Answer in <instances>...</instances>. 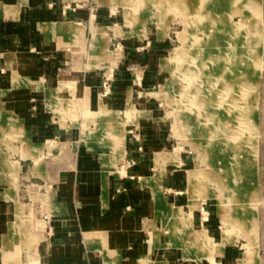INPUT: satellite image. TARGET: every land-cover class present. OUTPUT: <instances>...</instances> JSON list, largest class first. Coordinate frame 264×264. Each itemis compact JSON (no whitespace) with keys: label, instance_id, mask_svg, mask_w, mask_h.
<instances>
[{"label":"crops","instance_id":"1","mask_svg":"<svg viewBox=\"0 0 264 264\" xmlns=\"http://www.w3.org/2000/svg\"><path fill=\"white\" fill-rule=\"evenodd\" d=\"M89 4L90 0H0V134L8 136L5 147L12 154L8 160L0 156L1 250L10 256L21 245L16 229L11 227L18 214L24 222L25 234L34 243L37 264H176L158 257L185 248L184 242L169 249L167 242L171 236L161 211L174 205L162 195L159 183L168 166L180 157L167 163L163 178L153 184L152 189L161 193L162 201L150 189V178L158 177L159 144L168 146L170 138L168 135L158 138L153 130L155 125L150 124L148 97L157 77L152 71L154 51H150V41L145 42L149 32L116 36L108 30L101 46L93 47L92 28L101 36L116 26L95 25L102 24L108 15L101 10L92 14ZM65 5L71 9L65 10ZM118 39L122 49L113 96L101 98L99 86L94 90L88 88L85 99L88 98L92 111H98L101 104L124 110L131 96L145 110L136 123L127 126L126 132L124 129L122 161L136 162L129 169H121L124 162L109 158L110 152L101 141L83 143L80 124L72 127L70 120V127L63 126L60 118L47 109V101H53L50 95H40L38 88L43 78H50L65 67L70 73L99 69L109 61L95 68L90 64L106 57L111 41ZM88 43L87 54L92 53L93 59L84 63ZM138 71L144 74L139 89L134 86ZM75 78L80 76L69 79ZM29 87H34L32 92ZM37 93L46 101L45 109L38 104ZM88 127L94 129L95 124ZM15 141L22 145L15 146ZM13 150H17L16 154ZM151 161L156 171L153 176H150ZM176 172H171L174 181L178 179ZM45 216H49V222L43 220ZM165 221L169 228L170 219ZM48 228L53 229L51 235ZM164 231L169 234L168 239ZM10 260H14L12 256Z\"/></svg>","mask_w":264,"mask_h":264},{"label":"rangeland","instance_id":"2","mask_svg":"<svg viewBox=\"0 0 264 264\" xmlns=\"http://www.w3.org/2000/svg\"><path fill=\"white\" fill-rule=\"evenodd\" d=\"M91 7L94 8L95 14L101 10L104 15H108V19L102 24L95 25L116 26L107 29L102 33L103 36H100L96 28H92L93 47L101 46L102 38L108 35V30L113 31L116 36H128L135 31L143 34V30L149 32L145 42L150 41V51H154L152 71L157 77L155 84L150 87L148 97L150 124L155 125L156 129L153 130L157 131L158 138L163 139L166 135L170 138L168 146L159 144L160 153L156 154L158 177L150 178V189L154 182L163 178L167 163L180 157L168 166L166 176L160 181L159 187L166 200L174 205H167L161 211L164 226L171 236L170 241L167 242L170 244L169 249L185 242V252L183 249H175L158 257L174 261L176 264L185 262L196 264L199 255V264H204L202 259H206L209 264H264V0H90L88 8ZM208 11H212V21H206L204 23L206 27L202 29L200 18ZM241 21H247L250 25L249 40L253 45L250 56L257 57V61H254L256 65L249 64L251 68L247 69V78L243 83L231 85V93L228 96L222 90L225 85L221 81L219 88L209 87V92L201 93L198 97L202 102L212 97L213 100L209 104L211 112L214 113L226 99H233L235 112L231 116L232 120L229 121L232 134L226 136L222 131L218 134L214 131L216 135L213 134L212 138L208 139L207 134L199 133L201 127L196 123V118L187 132L178 133V130H182V125L178 122L179 115L187 113L176 112L179 103H184L177 98L186 89L184 80L175 69L178 52L185 50L184 41L188 39L192 44L195 39L204 40L206 35L204 32H206L209 35L208 42L217 43L213 49L214 57L223 56L226 50L225 40L228 39L226 32L234 34V25L237 26ZM117 27H122L129 33L122 32L121 28ZM242 35L240 34V37ZM236 36L239 37V34ZM164 38L165 41L161 40ZM89 39L90 37L88 42ZM120 41L119 39L111 41L106 57L96 64H90L91 68H95L109 61L99 69L88 68L86 71L70 73L65 67L50 78H43L42 85L38 88L41 91L40 95L45 97L50 95L53 101H47V109L60 118L63 126L70 127L68 123L70 120L72 127H78L80 124L83 129V143L101 141L106 147L105 150L110 152L109 158L114 157L116 162L123 163L125 144L123 142V151L119 152L117 135L123 132L125 137L124 129L126 132L127 126L136 123L145 110L140 108L138 103L135 104L131 96L124 110H120L121 108L114 110L101 104L98 111L97 109L92 111L88 98L85 99L88 88L94 90L95 87L100 86L99 94H104V73L108 71L106 68L108 66L114 69V77L111 82V92L102 98L105 100L113 96L117 62L121 57ZM85 50L84 63H89V60L93 59L92 53L87 54L90 51V43L86 45ZM235 66L240 64L237 63ZM101 72L102 81H100ZM226 74L230 77L229 71H226ZM234 74L235 76L240 74L237 68H234ZM136 75L144 76L142 71H138ZM72 76H80V78L69 79ZM172 81L174 85L168 88L169 96H166L162 91L166 90L167 85ZM33 88L27 89L32 92ZM137 88L141 87L137 86ZM211 92L216 94L212 95ZM38 94H36L38 104L45 109L46 101ZM248 99L251 100L252 117L243 119L240 109L248 104ZM218 113L226 112L220 109ZM215 117L213 116L214 121ZM58 118L54 119L58 120ZM91 123L95 124L94 129L88 127ZM205 124L211 129L214 128L212 123ZM90 126L92 128L93 125ZM240 131L245 132V150L239 152L240 157L237 160H232L234 152L237 151L233 138L243 136ZM99 135L101 139L97 140ZM7 140H9L8 136L0 134V156L5 160L12 156L9 153L10 148L5 147ZM194 143L198 146L195 147ZM14 145L19 147L22 144L15 141ZM91 147L94 148L92 145ZM51 149L49 147V150ZM16 152L17 150H13L14 154ZM119 155L120 159H118ZM157 158H159L158 163ZM165 159L167 160L163 163ZM182 160H185L186 164H181ZM238 167L240 171H237ZM12 168L10 165L9 170L13 176ZM151 168L150 176H153L156 173L153 161ZM174 170L177 171L176 181L171 174ZM193 173L201 175L199 180L190 177ZM151 191L159 201H162L161 193L156 192L155 188ZM165 217L170 219L171 228L166 227ZM21 218L17 214L11 226L16 229L21 245L9 253L14 259L12 261L9 255L2 252L0 245V264H37L34 243L29 235L25 234L22 225L24 222ZM159 222L161 223V220ZM164 232L168 239L169 234L167 231ZM37 248L39 246H36ZM183 252L191 259H185ZM17 257H20L19 261H15ZM217 257H219L218 262ZM20 259L23 262H20Z\"/></svg>","mask_w":264,"mask_h":264},{"label":"bare ground","instance_id":"3","mask_svg":"<svg viewBox=\"0 0 264 264\" xmlns=\"http://www.w3.org/2000/svg\"><path fill=\"white\" fill-rule=\"evenodd\" d=\"M202 15L203 16L200 19L202 21V29H203L206 27L204 25L206 21H210V22L212 21V16H211L212 11L204 12ZM249 27L250 25L247 23V21L245 22L241 21V23L237 24V26L234 25L235 28L234 34H231L230 32H226V37L228 39L225 40L226 50L223 56L214 57L213 49L217 45V43L213 41L208 42L209 35L206 32H204L206 34L204 40L200 41L198 39H195L192 42V44L190 41L188 42V39L184 41L183 48L185 50L178 52V59L175 61V65H176L175 69L177 73L180 74L181 79L184 80L186 89H184V91L181 92L180 97L177 98L178 100L181 99L184 103L183 104L179 103V108L178 111L176 112L177 114H180L182 112H184L185 114L187 112L186 113L187 115L186 114L181 116L179 115L178 122L181 123L182 130H178V133L181 134L184 131L187 132V130L193 124V121L196 120V123H198L201 127L199 133L207 134L208 139L212 138L213 134H215L214 131L216 132V134L222 131L223 134L226 136L232 134V126L229 124V121L232 120L231 116L235 112V109L232 105L233 99L230 98H228V100L226 99L224 103H222L223 105L222 106L219 105L217 107L218 109L217 112L214 113L211 112V106L209 104L211 103V100H213V98L211 97L208 101L202 102L199 101L198 97L201 93H207V91L209 92L210 91L208 90L209 87L219 88L221 81L223 82L222 84L225 85L222 88V90L228 96V94L231 93V89H232L231 85H233L234 83L236 84L243 83V81L247 78L248 76L247 69H249V67L251 68V65L249 64L254 63L256 65L254 61L255 60L257 61V57L251 58L250 56L252 53L251 51L253 45H252V41L249 40L250 37L248 32V30H250ZM256 27L257 26H255V29H257ZM237 34H239V37L236 36ZM240 34H243L242 37H240ZM237 63H239L240 66H235V64ZM255 65H253V67ZM234 68H237V70L240 73L239 75L235 76ZM226 71H229L230 77H228ZM173 83H174L173 81L169 83L167 85V89L162 91L164 95L169 96L168 88H171V86L174 85ZM213 94L216 93L213 92L212 95ZM170 98L171 97H169V99ZM247 102L248 104L243 105V107L240 109L241 112L240 114L243 117V119H250L252 117L251 106H250L251 100L248 99ZM220 109H223L224 112L226 113H218ZM213 116H216L214 118L215 121L213 120ZM200 119H203L205 121L203 122ZM206 122L212 123L215 129L214 128L211 129V127L209 128V126L205 124ZM240 132L242 133L243 136H240L238 138L236 137L233 138L234 147L235 149H237V151L234 152L232 160H237L240 157L239 152L240 151L244 152L245 150L244 148L245 132L244 131H240ZM123 142H124V136L122 132V134L119 133V135H117V144L119 145L118 146L119 152L123 151L124 148ZM197 146L198 145L196 144L195 147ZM118 159H120V155ZM204 159H206V157H204ZM158 162H159V158H157V163ZM237 171H240L239 167ZM190 177H192V179L199 180L201 175L193 173V175Z\"/></svg>","mask_w":264,"mask_h":264},{"label":"built area","instance_id":"4","mask_svg":"<svg viewBox=\"0 0 264 264\" xmlns=\"http://www.w3.org/2000/svg\"><path fill=\"white\" fill-rule=\"evenodd\" d=\"M65 10L67 9H71V7L69 5H65L64 7ZM90 12L92 14H94V8H89ZM120 49H122V47H119ZM108 69V71H106L104 73V77H105V83H104V94H100V97L102 98L104 95H107L108 93L111 92V82L112 79L114 77V69L111 66L106 67ZM142 80H143V76L141 75H136L135 76V85L136 86H141L142 84ZM136 164L134 159L131 160H127L126 162L123 163V165H121V169H129L131 167H133ZM44 221L49 222V216H45L43 218ZM53 232L52 228H48V235H51Z\"/></svg>","mask_w":264,"mask_h":264}]
</instances>
